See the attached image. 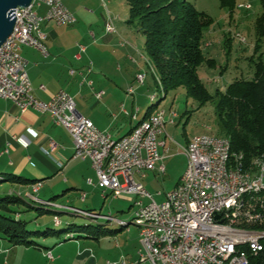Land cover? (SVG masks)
Wrapping results in <instances>:
<instances>
[{"label": "built area", "instance_id": "built-area-1", "mask_svg": "<svg viewBox=\"0 0 264 264\" xmlns=\"http://www.w3.org/2000/svg\"><path fill=\"white\" fill-rule=\"evenodd\" d=\"M42 6L47 8L44 16L38 11ZM251 7L244 5L245 9ZM13 17L16 19L14 31L0 47V98L14 102L22 113L34 109L50 114L54 123L72 136L75 158L91 160L105 198L107 194L116 198L133 197L135 213L156 218V225H147L148 234H140L142 248L137 261L128 262L123 258L107 264H250V258L262 252L264 158L247 163L243 152H233L232 171L222 172L221 162L227 147L225 137L197 135L192 138L193 150L182 152L187 159L186 182L181 189L168 192L163 202H156L135 176H145L156 169L165 175L166 167H157L163 160L160 149L165 147L159 140L160 133L166 132L163 117H171L174 125L179 114L161 109V114L154 117V126L142 125L139 135L125 144H116L110 134L78 113L74 97L66 91L58 92L49 102L36 99L21 48L29 46L48 56L46 35L41 29L43 21L73 24L76 17L63 0H33L31 6L15 9ZM114 26L109 16L106 31L111 34ZM79 48L78 58L86 51L83 45ZM87 71H93L92 65ZM137 81L145 84L142 73L138 74ZM84 82L92 86V82L86 79ZM104 94L100 91L95 96L102 99ZM23 141L25 146L29 145L27 140ZM50 146L51 151L44 152L53 156L56 143L50 140ZM40 187H34L35 192ZM86 197L83 193L82 200ZM92 221L121 222L118 218ZM55 223L59 224L60 220L55 219ZM242 226H250V233H242ZM48 257L54 259L52 253Z\"/></svg>", "mask_w": 264, "mask_h": 264}, {"label": "crops", "instance_id": "crops-1", "mask_svg": "<svg viewBox=\"0 0 264 264\" xmlns=\"http://www.w3.org/2000/svg\"><path fill=\"white\" fill-rule=\"evenodd\" d=\"M63 2L75 15L76 22L59 25L53 20L43 21L41 29L46 35L48 56L29 46L21 48L20 54L27 60L26 70L31 82L32 95L40 101L49 102L58 92L66 91L76 102L78 101L76 106L79 105L85 116L100 130L110 134L113 139L120 140L130 134L146 116V113L143 117L140 116L139 94H136L134 87L126 78L127 75H130L129 77L134 75L133 72L136 71L134 79L137 81L138 74L142 73V65L135 58L138 47L131 42H121L119 36H116L117 32L114 33L115 27H112L111 34L106 31L107 19L112 15L108 8L107 13L102 14V19L97 17L98 10L105 7L100 6L101 0ZM38 11L44 16L47 8L42 6ZM121 32L125 34L124 29ZM79 45L86 47L80 58ZM141 56L143 57L142 54ZM125 61L131 63L129 68L126 67ZM122 62L125 65L123 67ZM90 65L93 69L91 73L87 71ZM84 79L92 82V86L84 82ZM100 91H104L105 94L102 99H97L95 94ZM158 110L161 109L157 107L152 114ZM180 117L179 115L177 119ZM165 120L166 132L159 136V140L165 143V147L160 149L164 161L158 162L157 167L163 165L165 160H171L169 162L171 164L172 160L179 157L176 154L181 152L172 151L175 144L185 152L192 138L198 135L189 134L187 127L190 118L184 125L182 139L175 128L178 123L172 125L171 117H165ZM169 134L173 139H169ZM175 139H178L179 143L174 141ZM23 140H27L29 145L25 146ZM50 140L56 143L53 156L44 152L51 151ZM170 155L173 157L167 158ZM184 162L186 171V157ZM5 173L37 181L35 184H16L19 186L18 194L26 198L34 196L40 201L52 200L55 204L63 205L59 206L62 209L73 208L69 205L75 197V192H80L77 195H81V199L82 194L86 193L87 199L86 190H100L97 173L91 160L75 158L72 136L64 127L55 124L50 114L34 109L22 113L14 102L0 98V174ZM156 174H160L158 169L148 172L145 176L139 175L145 181L143 185L148 190ZM183 174L174 189L180 183ZM36 186H41L37 192L34 190ZM166 194L158 192L157 196L165 200ZM109 195L107 194V197ZM65 197L67 200L59 201ZM128 232L132 233L130 228ZM138 240L140 244V232ZM140 251L141 244L132 260L139 259Z\"/></svg>", "mask_w": 264, "mask_h": 264}, {"label": "rangeland", "instance_id": "rangeland-1", "mask_svg": "<svg viewBox=\"0 0 264 264\" xmlns=\"http://www.w3.org/2000/svg\"><path fill=\"white\" fill-rule=\"evenodd\" d=\"M188 1L194 4L199 11L207 13L213 20L205 32L203 48L206 56L214 59L217 66L211 68L203 65L199 69V74L208 89L214 93L217 89L225 90L236 78H253L254 66L250 59L254 53L256 39L254 22L262 11L260 0H233L238 6L234 12H232L231 5H223L222 0ZM100 4V6L105 7L98 10L97 17L102 19V14L105 15L106 9L109 8L115 24L114 33L117 32L116 36H119L121 42H131L138 47L135 58L142 65V74H146L145 84L142 85L134 79L136 71L133 72L134 75L131 77L127 75L126 78L134 87L136 94H139L140 116L143 117L149 107L160 102L159 109L167 112L174 109L181 116L177 119L176 123L178 124L175 127L181 139L184 125L189 118L191 120L187 128L190 135L194 133V135L223 136L216 104L210 102L201 106L193 98L187 96L184 88L170 91L163 99L164 88L157 82L149 62L145 50V37L135 25L128 22L129 7L125 0H101ZM241 5L252 7L245 9L240 8ZM122 29L125 31L124 35L121 32ZM125 65L129 68L131 63L125 61ZM125 65L123 62L121 63L122 67ZM131 68L133 69V67ZM77 110L85 116L84 110L79 105ZM169 135V139H173V136ZM170 141L172 142V140ZM174 141L179 143L178 139ZM182 149L175 144L172 151L176 153L179 151L182 154ZM181 154H176L179 157L172 160L171 164H169L171 160H165L162 164L167 169L166 175L156 174L153 177L152 186H148L153 198L158 203L163 202L164 198L157 196V193L160 192L165 195L172 191L185 171V157ZM135 179L139 183H145L139 175H136ZM18 189L19 186L11 182L1 183L0 197L9 195L11 190L17 195ZM86 192L88 198L85 201L81 199V195H77L80 192H75V197L69 206L79 210H94V214L101 212L100 215L112 216L114 219L117 217L126 224L132 221L131 224L124 227L126 229L122 232L114 235L97 236L95 235L97 224L84 216H74L66 212L55 214L43 209L38 210V208L45 207L37 202L29 201L33 207L24 203H17L12 206L14 211L12 217L17 219L19 216L17 220L27 222V230L34 233L30 235L29 241H33L35 244L15 245L0 233V264H107L108 262H119L123 258L128 262L136 261L137 259H132L141 244H139L138 234L140 232L139 225L142 222L136 218L135 198L128 196L116 198L110 194L104 200L105 197L101 188L100 190H86ZM63 200H67L66 197L59 201ZM56 205L63 206L61 204ZM131 205H133L132 208H130ZM47 209L51 210V208ZM56 217L61 221V226L55 225ZM119 226L121 225L109 224L107 228L117 230ZM128 228L132 233L128 232ZM48 229L56 232L52 231L48 235L37 234V232H46ZM71 237L75 239H71ZM50 253L53 255V260L48 257Z\"/></svg>", "mask_w": 264, "mask_h": 264}, {"label": "trees", "instance_id": "trees-1", "mask_svg": "<svg viewBox=\"0 0 264 264\" xmlns=\"http://www.w3.org/2000/svg\"><path fill=\"white\" fill-rule=\"evenodd\" d=\"M125 2L129 7L128 22L135 25L145 37V50L149 62L157 82L164 88L163 99L170 91L184 88L187 96L201 106L210 102L216 104L221 132L231 144V154L243 152L247 163L259 157L264 158V0H260L262 11L254 22L256 39L254 53L250 59L254 66L253 78H236L225 90L217 89L214 93L208 89L199 74V69L203 65L211 68L217 66L214 59L206 56L203 48L205 32L213 23L212 18L207 13L199 11L188 0H125ZM222 3L231 5L232 12L238 9L233 0H222ZM159 103L148 108L142 122L154 115L152 113ZM4 182L21 185L37 183L35 180L11 173L0 174V184ZM29 201L45 207L38 210L83 216L60 208L52 200L35 201L30 197L16 195L12 191L9 195L0 197V233L15 245L35 244L29 241L30 235L34 233L27 230V222L17 220L19 216L17 219L12 217L14 212L12 206L24 203L33 207ZM83 211L95 212L89 209ZM94 222L97 224L95 232L97 236L114 235L126 227L120 224L117 230H111L107 228L110 222ZM55 225L61 226L62 223L60 221ZM242 228L250 229V226ZM260 230H264V223H260ZM52 231L56 232L48 229L37 234L48 235ZM250 264H264V249L250 258Z\"/></svg>", "mask_w": 264, "mask_h": 264}, {"label": "bare ground", "instance_id": "bare-ground-1", "mask_svg": "<svg viewBox=\"0 0 264 264\" xmlns=\"http://www.w3.org/2000/svg\"><path fill=\"white\" fill-rule=\"evenodd\" d=\"M240 8H244V5H241ZM143 75H144V80H145L146 75L145 74H143ZM157 114H161V111H158L157 113L152 115L148 120L140 123L126 137H124L120 140H116V144H125V142H129L131 140V138H133L134 135H139L141 133L142 125L154 126V117L157 116ZM163 124H166L165 117H163ZM162 134H164V133H160V135H162ZM225 142H226L227 147H225V149H224V162H221V171L222 172H231L232 168L234 167V155L231 154V144H230L229 140H227L225 138ZM161 143L165 144L164 142H161ZM192 150H193V142L191 140L185 152H191ZM185 182H186V172H185L184 176L182 177L180 183L178 184V186L175 189H181L182 185ZM31 197L35 201H40L38 198H36L34 196H31ZM63 209H66V210H69V211H72L75 213H79L85 217L92 218V219H102V218L114 219L111 216H101V215L93 214L91 212L78 210L75 208L64 207ZM136 218L142 222L139 225L140 234H148V226L147 225H156V218L155 217H141V216H139V213H136ZM119 224H122L126 227L129 226L127 224H124L123 222H119ZM260 231H264V230H260ZM242 233H250V229L242 228Z\"/></svg>", "mask_w": 264, "mask_h": 264}, {"label": "water", "instance_id": "water-1", "mask_svg": "<svg viewBox=\"0 0 264 264\" xmlns=\"http://www.w3.org/2000/svg\"><path fill=\"white\" fill-rule=\"evenodd\" d=\"M32 2L33 0H0V47L14 31L16 23V19L13 17L14 10L29 7Z\"/></svg>", "mask_w": 264, "mask_h": 264}]
</instances>
